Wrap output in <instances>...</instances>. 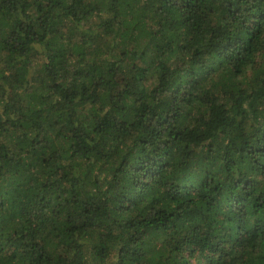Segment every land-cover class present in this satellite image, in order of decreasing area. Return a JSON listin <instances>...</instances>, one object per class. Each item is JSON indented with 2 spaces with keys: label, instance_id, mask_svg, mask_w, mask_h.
Segmentation results:
<instances>
[{
  "label": "trees",
  "instance_id": "obj_1",
  "mask_svg": "<svg viewBox=\"0 0 264 264\" xmlns=\"http://www.w3.org/2000/svg\"><path fill=\"white\" fill-rule=\"evenodd\" d=\"M0 264H264V0H0Z\"/></svg>",
  "mask_w": 264,
  "mask_h": 264
}]
</instances>
